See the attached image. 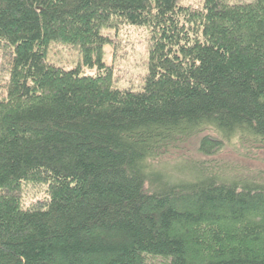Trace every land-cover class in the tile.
I'll return each instance as SVG.
<instances>
[{
  "label": "trees",
  "instance_id": "1",
  "mask_svg": "<svg viewBox=\"0 0 264 264\" xmlns=\"http://www.w3.org/2000/svg\"><path fill=\"white\" fill-rule=\"evenodd\" d=\"M237 135L264 152V0H0V264H264V176L206 159Z\"/></svg>",
  "mask_w": 264,
  "mask_h": 264
},
{
  "label": "rangeland",
  "instance_id": "2",
  "mask_svg": "<svg viewBox=\"0 0 264 264\" xmlns=\"http://www.w3.org/2000/svg\"><path fill=\"white\" fill-rule=\"evenodd\" d=\"M186 1L197 6L201 5V0ZM117 38L121 51L116 56V63L114 62V51L110 47H106L105 63L107 66H115L116 84L119 88L141 90L143 77L148 71L145 32L132 26H124L119 31ZM49 60L69 70L80 67L79 55L66 45H54L49 51ZM95 72V69L85 68L82 65V74L89 75L95 74ZM185 152L187 158L202 159L196 145H191ZM216 154V156L206 159L218 161L222 166L225 165L223 167L245 169L248 172L264 176V152L256 150L246 141H243L240 135L233 137L228 144L226 142ZM34 193L30 190L27 191L28 202L33 200Z\"/></svg>",
  "mask_w": 264,
  "mask_h": 264
}]
</instances>
